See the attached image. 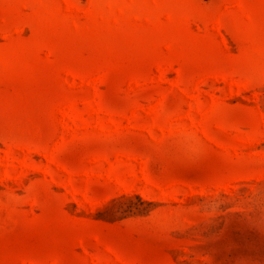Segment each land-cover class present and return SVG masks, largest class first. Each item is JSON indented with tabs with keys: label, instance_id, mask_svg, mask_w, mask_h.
Masks as SVG:
<instances>
[{
	"label": "rangeland",
	"instance_id": "1",
	"mask_svg": "<svg viewBox=\"0 0 264 264\" xmlns=\"http://www.w3.org/2000/svg\"><path fill=\"white\" fill-rule=\"evenodd\" d=\"M0 264H264V0H0Z\"/></svg>",
	"mask_w": 264,
	"mask_h": 264
}]
</instances>
